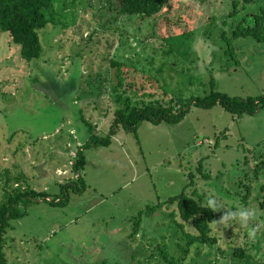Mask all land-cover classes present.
<instances>
[{
  "label": "rangeland",
  "instance_id": "rangeland-1",
  "mask_svg": "<svg viewBox=\"0 0 264 264\" xmlns=\"http://www.w3.org/2000/svg\"><path fill=\"white\" fill-rule=\"evenodd\" d=\"M262 4L251 0L231 15L233 0H170L160 14L145 18L121 14V0H55L50 11L57 23L40 30L44 50L32 60L0 31V202L14 191L19 172L27 176L24 186L53 196L67 191L61 183L77 177L72 150L90 139V124L104 136L115 119L118 67L111 59L126 63L122 77H135L134 99L150 91L147 79L159 74L153 91L166 103L212 90L263 95L264 43L232 36L244 17L252 24ZM263 152L264 107L236 115L220 104H192L179 122L143 121L137 133L121 128L110 145L86 148L87 188H69L67 205L43 199L18 205L25 213L8 228V263L136 264L158 244L177 251L186 235L173 221L176 204L159 203L184 190L205 204L214 199L224 214L253 212L247 226L237 219V226L220 231L213 248L203 247L215 264L231 263L220 250L230 241L264 262V173L259 180L255 173ZM199 160L209 177L197 170ZM190 172L194 182L188 185ZM249 185L252 196L244 204ZM186 228L195 230L191 223Z\"/></svg>",
  "mask_w": 264,
  "mask_h": 264
},
{
  "label": "trees",
  "instance_id": "trees-1",
  "mask_svg": "<svg viewBox=\"0 0 264 264\" xmlns=\"http://www.w3.org/2000/svg\"><path fill=\"white\" fill-rule=\"evenodd\" d=\"M55 0H0V31L8 32L11 40L14 43L21 45V54L23 58L32 60L39 58L44 50L40 30L49 24L57 23L55 14L50 10L54 6ZM170 0H121V14L127 16H141L145 18L154 17L160 14L169 4ZM251 2V0H233V10L231 15H237L240 12L239 6ZM252 24L244 17L237 26L233 29V38L251 36L258 42L264 43V4L260 10L254 13L250 18ZM225 34L223 33V37ZM168 41L174 46L172 37H168ZM169 50L167 53H171ZM130 60L124 59V61ZM237 60V59H236ZM239 59L237 60V62ZM113 66L118 67L117 79L113 78L114 94L117 97V106L115 107V119L110 124L107 134L100 136L95 132V128L90 124L91 136L87 143L78 147L77 155L74 158L72 171L77 174L76 178L66 184L61 183V188L74 189V191L82 192L87 188V183L84 178V169L86 165L85 150L89 146H108L111 144L112 137L116 136L121 128L127 131L137 133L138 126L143 121H169L179 122L188 114L191 105L203 107H213L220 104L226 107L230 112L236 115L243 113H253L259 108L264 107V94L260 96H232L228 93L218 90H212L204 97H192L183 99L178 97L170 98L167 103L156 98L154 88L163 77L155 76L147 79V86L150 91H144V96L139 99L137 97L138 85L135 82V77H122L121 72L126 70V63L118 59H111ZM167 65L163 63L161 68ZM144 83V84H146ZM143 84V83H142ZM145 89V85H141ZM162 85H159V88ZM130 93V94H129ZM134 94V95H131ZM148 96V98H146ZM122 102V105L119 103ZM200 161V160H199ZM197 170L203 176V166L200 161ZM8 172V170H7ZM256 179L259 180L260 175L264 173V152L259 155V161L255 168ZM15 176V189L9 192L8 199L5 202H0V264H9L5 252V242L8 228L11 227V221L21 217L25 211L19 208L20 203H28L31 201L45 200L51 204L67 205L70 201V196L66 192L53 196L47 190H37L29 185L24 186L21 180L27 176L24 172H19ZM9 176V175H8ZM10 177V176H9ZM9 177L6 185L9 183ZM190 179L188 185L194 181L193 173L188 175ZM261 195L264 197V182H259ZM252 185L247 187V193L244 195L242 202L247 204L248 198L252 196ZM65 191V190H64ZM259 198V197H257ZM176 204L173 210V221L179 225V233H183L182 241L177 242V251H173L168 243L155 245L153 252L149 256L138 259L136 264H215L211 258L212 251L203 252V247L213 248L219 241L220 231H225L228 225L217 223L225 214L223 210H213L209 204L203 203L193 194L185 193V190L168 200L159 203L160 206L166 204ZM264 206V201L261 202ZM157 205L150 207L153 209ZM227 214L230 211H225ZM231 212H233L231 210ZM177 214L181 217V222L176 218ZM138 216V221L134 225L131 233L136 235L140 229L141 222ZM237 219L230 221V225H236ZM192 224L194 231L187 230L186 224ZM260 248V245H258ZM194 251L192 254L191 251ZM222 255H227L232 259L230 264H264L255 257L249 248L245 246H236L233 242H229L226 249H220Z\"/></svg>",
  "mask_w": 264,
  "mask_h": 264
},
{
  "label": "clouds",
  "instance_id": "clouds-1",
  "mask_svg": "<svg viewBox=\"0 0 264 264\" xmlns=\"http://www.w3.org/2000/svg\"><path fill=\"white\" fill-rule=\"evenodd\" d=\"M208 204L210 207L213 208V210H219L220 206H218L214 199H209ZM253 216V212L247 208H241L237 209L235 213L228 212L224 216L221 217V219L217 222L219 224L223 225H230V221L233 219H238L241 226H247L250 218ZM255 228H250L248 235L250 238H255Z\"/></svg>",
  "mask_w": 264,
  "mask_h": 264
},
{
  "label": "built area",
  "instance_id": "built-area-1",
  "mask_svg": "<svg viewBox=\"0 0 264 264\" xmlns=\"http://www.w3.org/2000/svg\"><path fill=\"white\" fill-rule=\"evenodd\" d=\"M82 145V144H81ZM81 145H79V146H81ZM78 146V147H79ZM78 149V148H77ZM72 154H74V158H75V156H76V154H77V151H75V150H72ZM73 162H74V159H73ZM73 162H72V164H73Z\"/></svg>",
  "mask_w": 264,
  "mask_h": 264
}]
</instances>
